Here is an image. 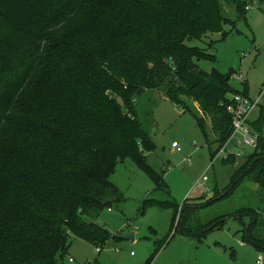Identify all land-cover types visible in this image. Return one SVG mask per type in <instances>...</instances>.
Returning <instances> with one entry per match:
<instances>
[{
    "label": "trees",
    "instance_id": "1",
    "mask_svg": "<svg viewBox=\"0 0 264 264\" xmlns=\"http://www.w3.org/2000/svg\"><path fill=\"white\" fill-rule=\"evenodd\" d=\"M255 2L0 0V264H60L76 238L102 249L113 235L96 220L125 201L111 181L119 163L132 161L171 194L146 159L157 149L136 111L146 92L191 112L210 149L217 145L216 157L232 133L231 99L249 96V85H231L234 69H201L198 62L217 57L194 43L214 34L225 40ZM258 109L249 122L258 136L254 153L242 163L224 160L237 167L228 188L206 203L153 199L143 210L172 209L173 230L198 240L233 219L264 253L262 210L199 217L245 180L264 202V104ZM167 241L156 243L147 264Z\"/></svg>",
    "mask_w": 264,
    "mask_h": 264
},
{
    "label": "rangeland",
    "instance_id": "2",
    "mask_svg": "<svg viewBox=\"0 0 264 264\" xmlns=\"http://www.w3.org/2000/svg\"><path fill=\"white\" fill-rule=\"evenodd\" d=\"M226 30H230V27H226ZM237 30L223 41H220V35L214 34L205 37L202 42H195L194 45L207 49L217 57L216 62L202 60L198 65L206 72L214 69L221 73L236 70V74L242 75L243 81L232 78L231 85L242 91L243 84L247 82L249 95L252 98L261 96L262 105L264 0H256L255 5L248 10L246 20L238 23ZM211 40H217L213 49L209 48ZM193 104L199 107L197 103ZM136 111L157 146L155 152L146 153L147 162L163 177L171 194L156 190L152 179L132 161L119 163L111 181L119 188L125 201L111 210H104L96 220L97 224L110 231L113 238L102 247L100 254L97 253L98 247L73 239L68 254L60 264H68L70 256L76 259V264H147L156 249V243L166 239L168 241L164 247L171 242L167 251L175 257L186 256V262L190 264H256L259 254L264 258V253L258 252L245 241L240 224L233 219L227 220L223 230L212 231L198 240L197 237L173 230L172 209L146 205L143 210L145 201L153 199L171 200L180 207L186 199H201L206 203L217 190L222 193L230 186L237 167L224 162L223 155L212 160L211 150H215L217 145L210 149L193 114L184 112L182 107L157 91L146 92L138 97ZM258 113L257 108L251 119L256 118ZM210 139H214V136L210 135ZM173 142L181 146V152L173 149ZM228 150L236 153L238 148L231 145ZM254 151L253 146L245 145L244 157ZM244 157L238 161L242 163ZM189 158L191 163L187 161ZM204 177L207 179L203 180ZM256 190L257 186L245 180L230 198L200 209L199 217L205 222L206 219L228 215L242 207L262 210L264 213V202L259 200L262 194ZM180 213L181 209L177 221ZM130 232L135 233V242L119 238Z\"/></svg>",
    "mask_w": 264,
    "mask_h": 264
},
{
    "label": "built area",
    "instance_id": "3",
    "mask_svg": "<svg viewBox=\"0 0 264 264\" xmlns=\"http://www.w3.org/2000/svg\"><path fill=\"white\" fill-rule=\"evenodd\" d=\"M251 7L252 6L248 7L247 10L251 9ZM232 78L243 81L241 74H235ZM260 104L261 96L258 98H252L243 94H236L232 97L227 108L228 113L232 116V133L224 147L218 152L215 158L223 155L224 160L229 159L230 156H235L237 159H241L244 157L243 150L245 145H250L254 148L257 147L258 136L252 132L249 122L252 114L257 108H259ZM231 145L238 148L236 153L228 150ZM172 147L177 152L182 151L181 146L177 142H173ZM187 161L191 163L190 158ZM206 179V177L203 178V180ZM101 252L102 249L98 247L97 253L100 254ZM68 264H76L75 259L73 257H69ZM256 264H264V258L262 255H258Z\"/></svg>",
    "mask_w": 264,
    "mask_h": 264
},
{
    "label": "crops",
    "instance_id": "4",
    "mask_svg": "<svg viewBox=\"0 0 264 264\" xmlns=\"http://www.w3.org/2000/svg\"><path fill=\"white\" fill-rule=\"evenodd\" d=\"M170 243L171 242H169L168 245H166L165 247H163V249L159 252V254L154 259L153 264H190V263H187L186 262V256H183V257H175L173 255V253H169L167 251L168 248H169V246H170ZM70 257H72V256H70ZM75 261H76V259H75ZM90 262H91V260L89 261V263Z\"/></svg>",
    "mask_w": 264,
    "mask_h": 264
},
{
    "label": "water",
    "instance_id": "5",
    "mask_svg": "<svg viewBox=\"0 0 264 264\" xmlns=\"http://www.w3.org/2000/svg\"><path fill=\"white\" fill-rule=\"evenodd\" d=\"M120 239L135 242L136 235L134 232H130L119 237Z\"/></svg>",
    "mask_w": 264,
    "mask_h": 264
}]
</instances>
